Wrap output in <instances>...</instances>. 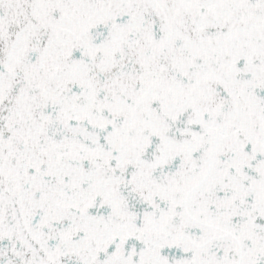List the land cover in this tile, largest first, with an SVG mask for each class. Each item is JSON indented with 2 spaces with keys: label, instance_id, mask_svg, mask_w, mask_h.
<instances>
[{
  "label": "snow or ice",
  "instance_id": "snow-or-ice-1",
  "mask_svg": "<svg viewBox=\"0 0 264 264\" xmlns=\"http://www.w3.org/2000/svg\"><path fill=\"white\" fill-rule=\"evenodd\" d=\"M0 264H264V0H0Z\"/></svg>",
  "mask_w": 264,
  "mask_h": 264
}]
</instances>
